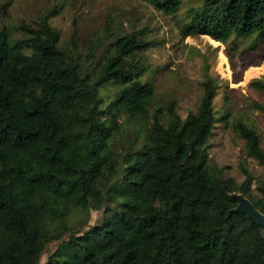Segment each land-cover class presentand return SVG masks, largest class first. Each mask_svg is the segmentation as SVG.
<instances>
[{"label": "trees", "instance_id": "trees-1", "mask_svg": "<svg viewBox=\"0 0 264 264\" xmlns=\"http://www.w3.org/2000/svg\"><path fill=\"white\" fill-rule=\"evenodd\" d=\"M138 1L175 16L182 37L264 43V0ZM57 11L54 4L31 23L0 25V264H38L51 240L42 264H264L261 227L230 211L229 196L240 192L264 216L255 127L240 117L230 125L261 175L241 162V180L222 175L206 151L215 120L227 117L214 115L211 76H202L183 117L174 99L152 108L153 84L140 80L142 52L152 44L147 29L103 26L79 54L50 25ZM75 33L72 21L70 43ZM109 82L118 89L103 103L99 89ZM249 85L261 88L264 75ZM250 106L264 113V104ZM127 130L131 144L114 152L110 140ZM72 208L100 217L75 231L65 224Z\"/></svg>", "mask_w": 264, "mask_h": 264}, {"label": "rangeland", "instance_id": "rangeland-1", "mask_svg": "<svg viewBox=\"0 0 264 264\" xmlns=\"http://www.w3.org/2000/svg\"><path fill=\"white\" fill-rule=\"evenodd\" d=\"M54 4L58 11L50 16V25L57 30L60 43L76 45L79 54L89 40L103 34V26H106L105 33L112 30L122 33L141 26L147 29V38L152 44L142 52L145 70L140 80L153 84L152 108H164L170 99H174V108L183 117L197 102L201 91L198 82L202 76H211L218 85L212 99L214 115L217 117L220 112L227 111V117L225 122L215 120L206 140L210 164L221 167L222 175L236 181L242 179L238 162L255 178L261 175L262 167L244 155L243 140L234 134L230 125L236 117L253 125L264 148V113L250 106L252 100L264 104V85L261 88L249 85L250 80L264 75V43L251 48L247 40L238 39L236 46H232V42H215L202 34L182 37L175 16L164 15L146 1L138 0H0V25L11 29L20 21L31 23ZM183 9L180 7L177 17L182 16ZM72 21L76 33L70 43ZM20 35L17 30L11 31L12 37ZM117 89V83L104 84L99 89L103 103ZM121 118L119 116L118 120ZM132 137L128 130L123 131L110 140V147L114 152H121L131 144ZM99 217V211L72 208L65 224L81 231ZM49 228L55 229L52 224ZM56 243L57 240H51L43 246L38 264L45 261Z\"/></svg>", "mask_w": 264, "mask_h": 264}, {"label": "water", "instance_id": "water-1", "mask_svg": "<svg viewBox=\"0 0 264 264\" xmlns=\"http://www.w3.org/2000/svg\"><path fill=\"white\" fill-rule=\"evenodd\" d=\"M229 196L236 200L235 205L230 209L232 212H241L246 215L248 219L255 222L261 227V238L264 241V216L263 214L251 203V201L243 196L240 192L232 191Z\"/></svg>", "mask_w": 264, "mask_h": 264}]
</instances>
